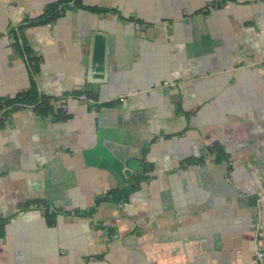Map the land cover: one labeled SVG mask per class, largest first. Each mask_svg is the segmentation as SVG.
Listing matches in <instances>:
<instances>
[{"label": "crops", "instance_id": "obj_1", "mask_svg": "<svg viewBox=\"0 0 264 264\" xmlns=\"http://www.w3.org/2000/svg\"><path fill=\"white\" fill-rule=\"evenodd\" d=\"M34 83L59 113L0 127V264H264V0H0V100Z\"/></svg>", "mask_w": 264, "mask_h": 264}, {"label": "trees", "instance_id": "obj_2", "mask_svg": "<svg viewBox=\"0 0 264 264\" xmlns=\"http://www.w3.org/2000/svg\"><path fill=\"white\" fill-rule=\"evenodd\" d=\"M79 4V0H61L62 3L69 4L71 2ZM60 5H55L50 8L49 14L50 17L48 20L54 19L62 14ZM34 105L35 109L43 116L50 114H58L59 111L55 110V106L52 104L49 98L40 95L37 85L34 83L30 90L27 93L21 94L15 98L7 99L5 102L0 100V127H3L6 124V118L12 111H15L23 106ZM5 107H10L9 109L4 110ZM67 116H63L66 118ZM218 148V151L222 153V149ZM115 195V194H114ZM54 213V212H53ZM4 223L0 222V234L3 233Z\"/></svg>", "mask_w": 264, "mask_h": 264}, {"label": "water", "instance_id": "obj_3", "mask_svg": "<svg viewBox=\"0 0 264 264\" xmlns=\"http://www.w3.org/2000/svg\"><path fill=\"white\" fill-rule=\"evenodd\" d=\"M98 35V34H97ZM96 34L94 36H97ZM107 38V37H106ZM105 38L104 44L102 46H100L99 42H96L95 39H93V44H92V50H91V54L89 56V62L88 65L90 67L89 70V76H88V84L89 88H86V90L88 91H93V90H98L101 83L106 81V74L107 70H108V60H107V52H106V47H107V39ZM100 56L101 60H102V64H95L94 60L96 56ZM101 66V67H99ZM100 68L103 69L104 67V75L101 79H95V74H96V68Z\"/></svg>", "mask_w": 264, "mask_h": 264}, {"label": "built area", "instance_id": "obj_4", "mask_svg": "<svg viewBox=\"0 0 264 264\" xmlns=\"http://www.w3.org/2000/svg\"><path fill=\"white\" fill-rule=\"evenodd\" d=\"M36 206H38V204ZM47 209H48V212H50V213L54 212L53 208H47Z\"/></svg>", "mask_w": 264, "mask_h": 264}]
</instances>
